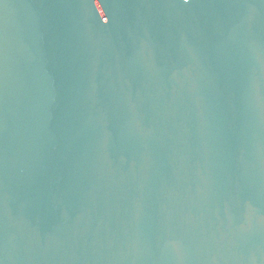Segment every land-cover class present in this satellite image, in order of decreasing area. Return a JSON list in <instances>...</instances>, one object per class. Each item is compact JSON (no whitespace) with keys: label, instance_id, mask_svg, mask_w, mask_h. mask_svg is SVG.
Listing matches in <instances>:
<instances>
[{"label":"water","instance_id":"1","mask_svg":"<svg viewBox=\"0 0 264 264\" xmlns=\"http://www.w3.org/2000/svg\"><path fill=\"white\" fill-rule=\"evenodd\" d=\"M0 264H264V0H0Z\"/></svg>","mask_w":264,"mask_h":264},{"label":"snow or ice","instance_id":"2","mask_svg":"<svg viewBox=\"0 0 264 264\" xmlns=\"http://www.w3.org/2000/svg\"><path fill=\"white\" fill-rule=\"evenodd\" d=\"M185 2H186V0H185Z\"/></svg>","mask_w":264,"mask_h":264}]
</instances>
